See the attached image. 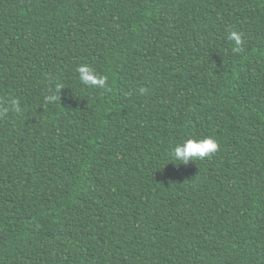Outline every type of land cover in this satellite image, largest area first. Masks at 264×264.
I'll return each instance as SVG.
<instances>
[{"label":"trees","instance_id":"trees-1","mask_svg":"<svg viewBox=\"0 0 264 264\" xmlns=\"http://www.w3.org/2000/svg\"><path fill=\"white\" fill-rule=\"evenodd\" d=\"M9 98L0 264H264V0H0Z\"/></svg>","mask_w":264,"mask_h":264},{"label":"clouds","instance_id":"clouds-1","mask_svg":"<svg viewBox=\"0 0 264 264\" xmlns=\"http://www.w3.org/2000/svg\"><path fill=\"white\" fill-rule=\"evenodd\" d=\"M228 39L234 42L232 48L233 53H238L243 50L244 40L242 34L237 31H230ZM76 71L79 73V80L82 85L87 87H95L103 90L105 93L111 91V86L108 84V77L106 75H99L91 66L81 64ZM59 91V89H57ZM143 93L146 90L141 88ZM49 95L45 97L46 103H55L58 100L55 92L50 90ZM9 113L20 115L23 113V108L18 99L9 98L5 102H0V119L5 118ZM219 149L218 142L212 137L203 139L189 138L181 144H177L171 152V157L174 161H179V164H187L189 161H196L198 159L211 158L217 153Z\"/></svg>","mask_w":264,"mask_h":264}]
</instances>
